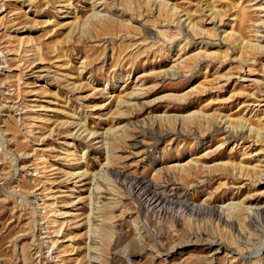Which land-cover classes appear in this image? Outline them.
I'll list each match as a JSON object with an SVG mask.
<instances>
[{
	"label": "rangeland",
	"instance_id": "obj_1",
	"mask_svg": "<svg viewBox=\"0 0 264 264\" xmlns=\"http://www.w3.org/2000/svg\"><path fill=\"white\" fill-rule=\"evenodd\" d=\"M89 1L0 0V264H264V0Z\"/></svg>",
	"mask_w": 264,
	"mask_h": 264
},
{
	"label": "bare ground",
	"instance_id": "obj_2",
	"mask_svg": "<svg viewBox=\"0 0 264 264\" xmlns=\"http://www.w3.org/2000/svg\"><path fill=\"white\" fill-rule=\"evenodd\" d=\"M98 0H90L89 2H90V8H91V12H90V14L88 15V16H86V18L87 17H93V16H95V15H97V13H98V11L97 10H95L96 9V2H97ZM85 18V19H86ZM96 18V17H95ZM187 19V18H186ZM132 94V93H131ZM240 121V120H239ZM241 123L242 124H244L245 125V122L244 121H241ZM249 129H250V131L252 130V129H254L255 131H257L258 129H256V128H253V127H251V126H249ZM249 131V132H250ZM253 131V130H252ZM259 132V131H258ZM256 133L257 132H255V135H256ZM258 134V133H257ZM253 168V167H252ZM251 168V169H252ZM254 168H256V167H254ZM259 169V168H258ZM259 173V172H258Z\"/></svg>",
	"mask_w": 264,
	"mask_h": 264
}]
</instances>
